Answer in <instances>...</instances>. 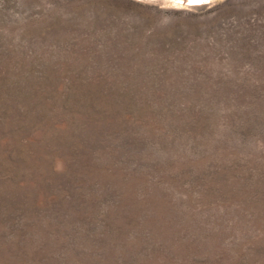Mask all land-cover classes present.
I'll return each mask as SVG.
<instances>
[{"label":"rangeland","instance_id":"374dc122","mask_svg":"<svg viewBox=\"0 0 264 264\" xmlns=\"http://www.w3.org/2000/svg\"><path fill=\"white\" fill-rule=\"evenodd\" d=\"M0 264H264V0H0Z\"/></svg>","mask_w":264,"mask_h":264}]
</instances>
